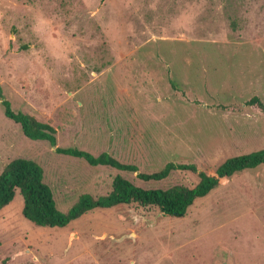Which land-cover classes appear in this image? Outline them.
Here are the masks:
<instances>
[{
	"label": "rangeland",
	"instance_id": "rangeland-1",
	"mask_svg": "<svg viewBox=\"0 0 264 264\" xmlns=\"http://www.w3.org/2000/svg\"><path fill=\"white\" fill-rule=\"evenodd\" d=\"M0 92L55 129L56 145L107 151L140 172L191 162L211 173L264 148V0H0ZM0 104V172L37 161L56 206L107 193L116 174L144 188L194 186L56 153ZM22 196L0 210V264H264V165L234 173L184 217L94 208L34 226Z\"/></svg>",
	"mask_w": 264,
	"mask_h": 264
},
{
	"label": "trees",
	"instance_id": "trees-1",
	"mask_svg": "<svg viewBox=\"0 0 264 264\" xmlns=\"http://www.w3.org/2000/svg\"><path fill=\"white\" fill-rule=\"evenodd\" d=\"M247 104H256L264 110L259 97L252 96ZM0 104L5 117L17 123L23 134L33 140H45L50 146H56L55 152L84 159L90 165H108L119 170L136 172L137 177L148 180H162L173 171L188 170L198 176L194 186L175 184L167 188H144L116 174L111 189L102 195L93 197L82 193L66 212L58 209L51 187L44 179L42 166L35 160L16 157L8 161L0 172V210L7 206L16 193L22 196L21 213L34 226H64L94 208H113L126 218L129 209L134 206H152L163 215L182 218L194 201L209 194L223 184L234 173L244 169L264 165V148L226 158L211 173L200 170L191 162H166L160 169L152 172H140L132 163H124L107 151L97 155L74 147L63 148L56 145V129L47 122L21 110H13L11 102L0 92Z\"/></svg>",
	"mask_w": 264,
	"mask_h": 264
}]
</instances>
